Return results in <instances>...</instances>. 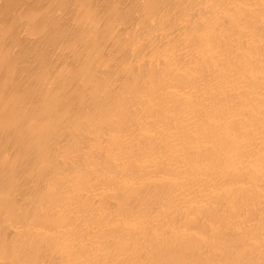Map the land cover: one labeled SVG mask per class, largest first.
<instances>
[{
    "label": "bare ground",
    "instance_id": "obj_1",
    "mask_svg": "<svg viewBox=\"0 0 264 264\" xmlns=\"http://www.w3.org/2000/svg\"><path fill=\"white\" fill-rule=\"evenodd\" d=\"M0 264H264V0H0Z\"/></svg>",
    "mask_w": 264,
    "mask_h": 264
}]
</instances>
